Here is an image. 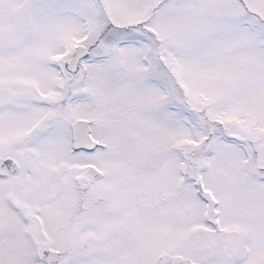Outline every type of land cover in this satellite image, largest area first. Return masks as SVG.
I'll list each match as a JSON object with an SVG mask.
<instances>
[{"label":"snow or ice","instance_id":"snow-or-ice-1","mask_svg":"<svg viewBox=\"0 0 264 264\" xmlns=\"http://www.w3.org/2000/svg\"><path fill=\"white\" fill-rule=\"evenodd\" d=\"M0 264H264V0H0Z\"/></svg>","mask_w":264,"mask_h":264}]
</instances>
